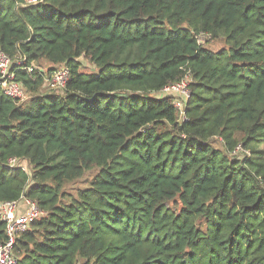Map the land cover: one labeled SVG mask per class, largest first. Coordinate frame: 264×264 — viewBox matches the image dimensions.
I'll return each mask as SVG.
<instances>
[{
	"label": "trees",
	"instance_id": "16d2710c",
	"mask_svg": "<svg viewBox=\"0 0 264 264\" xmlns=\"http://www.w3.org/2000/svg\"><path fill=\"white\" fill-rule=\"evenodd\" d=\"M22 3L0 0V51L32 94L0 89V201L45 213L19 264H264V0ZM64 66L66 89L41 91ZM187 73L182 119L161 90Z\"/></svg>",
	"mask_w": 264,
	"mask_h": 264
},
{
	"label": "built area",
	"instance_id": "2783aa9c",
	"mask_svg": "<svg viewBox=\"0 0 264 264\" xmlns=\"http://www.w3.org/2000/svg\"><path fill=\"white\" fill-rule=\"evenodd\" d=\"M42 0H24L22 5L39 3ZM21 60L15 61L9 54L0 51V89L7 96L18 102H24L27 99V90L23 87L21 81L16 78L14 71L15 64H22ZM36 67L35 64L28 65L26 69L31 72ZM71 77V71L68 66L60 67L48 73L46 80L57 90L63 92ZM192 82L191 73H187L177 82H172L162 88L161 93L175 97L174 105L179 111L182 119L186 114V99L190 97V85ZM237 149H242L238 146ZM6 164L10 167H19L25 172H29L27 165L22 163L20 158L10 157ZM28 207L27 211H20L21 202ZM45 213L36 201L21 196L19 200L0 201V220L5 224L6 240L0 242V264H19V259L14 252V247L18 237L27 231L32 223Z\"/></svg>",
	"mask_w": 264,
	"mask_h": 264
},
{
	"label": "rangeland",
	"instance_id": "374dc122",
	"mask_svg": "<svg viewBox=\"0 0 264 264\" xmlns=\"http://www.w3.org/2000/svg\"><path fill=\"white\" fill-rule=\"evenodd\" d=\"M206 44H207L208 47H210L212 49H219L223 45L222 42L218 41V40H210L209 42H206ZM81 61H82L83 66H84L83 69H85L87 71L94 70L95 67L92 64H90V62L87 61L85 58H81ZM36 65H38V67H41V65H42L43 67L40 68L42 70H45L47 68V65H46L45 62H43L40 65L39 64H36ZM51 87L52 86L50 85L49 81L45 80L41 91L50 92L51 91L50 90ZM58 92L60 93L61 91L58 90ZM31 96H32V94H30L27 91V98H25V99H28ZM95 172H96L95 170L87 171L83 178L77 180L75 183H72V184L68 185L67 186V190L69 192H72V193L75 194V193H77V189L84 188V187L88 186V184L90 182V179L92 178V176L94 175ZM20 211H22V210L20 209ZM79 264H86V263L84 261H80Z\"/></svg>",
	"mask_w": 264,
	"mask_h": 264
},
{
	"label": "crops",
	"instance_id": "0c3cea01",
	"mask_svg": "<svg viewBox=\"0 0 264 264\" xmlns=\"http://www.w3.org/2000/svg\"><path fill=\"white\" fill-rule=\"evenodd\" d=\"M21 207H22L21 210H22V211H25V212H26L27 209H28V207H26V204H25L23 201L21 202Z\"/></svg>",
	"mask_w": 264,
	"mask_h": 264
}]
</instances>
